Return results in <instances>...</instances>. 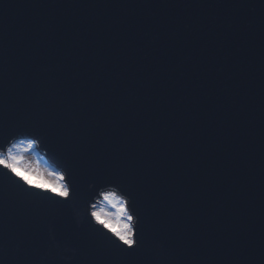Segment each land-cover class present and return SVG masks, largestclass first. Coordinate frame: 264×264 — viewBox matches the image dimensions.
Returning a JSON list of instances; mask_svg holds the SVG:
<instances>
[{"label":"water","instance_id":"1","mask_svg":"<svg viewBox=\"0 0 264 264\" xmlns=\"http://www.w3.org/2000/svg\"><path fill=\"white\" fill-rule=\"evenodd\" d=\"M34 130L133 190L141 246L0 173V264H264V0H0V143Z\"/></svg>","mask_w":264,"mask_h":264},{"label":"snow or ice","instance_id":"2","mask_svg":"<svg viewBox=\"0 0 264 264\" xmlns=\"http://www.w3.org/2000/svg\"><path fill=\"white\" fill-rule=\"evenodd\" d=\"M19 135L31 138L28 142L30 148L36 147L38 143L46 150L53 164L59 169H38L40 182H34L18 174L8 164L7 158L11 156L12 148L16 147L17 143L7 145L15 140L16 136L0 143V170H2L0 173L14 178L13 183L22 190L25 196H40L53 209H68L67 223L77 240L85 243H99L104 251L118 254L134 251L141 246L137 230L144 218L138 207L137 198L130 187L119 179L109 181L93 179L84 190L75 179L70 165L53 155L43 133L34 130L21 132ZM98 189L100 191L97 193ZM97 194L100 197L99 208L95 203L90 205L92 197ZM105 205L114 211H107Z\"/></svg>","mask_w":264,"mask_h":264},{"label":"clouds","instance_id":"3","mask_svg":"<svg viewBox=\"0 0 264 264\" xmlns=\"http://www.w3.org/2000/svg\"><path fill=\"white\" fill-rule=\"evenodd\" d=\"M34 148L28 147V143L26 147H21L20 144L17 143V146L12 148L11 156L7 159L9 166L12 167L18 174L31 179L34 182H40L38 169H42V162H37L33 159V161L29 163L25 156V153L29 150H34Z\"/></svg>","mask_w":264,"mask_h":264},{"label":"rangeland","instance_id":"4","mask_svg":"<svg viewBox=\"0 0 264 264\" xmlns=\"http://www.w3.org/2000/svg\"><path fill=\"white\" fill-rule=\"evenodd\" d=\"M21 141H23V143H20ZM28 142H29V140H26V139H17L15 141H13L12 143H19L21 147H26ZM25 156H26V159L28 160L29 163H31L34 159L37 162H42L41 163L42 168H48L50 170H55L46 162L44 156L37 150L36 147L34 148V150H29L27 153H25ZM99 202H100V197H97L96 201L94 202L95 204H97V208H99V206H100ZM105 209L107 211H110V212L114 211V209L108 207L107 205H105Z\"/></svg>","mask_w":264,"mask_h":264}]
</instances>
